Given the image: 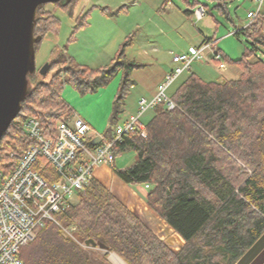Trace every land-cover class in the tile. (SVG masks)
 Segmentation results:
<instances>
[{
	"label": "trees",
	"instance_id": "16d2710c",
	"mask_svg": "<svg viewBox=\"0 0 264 264\" xmlns=\"http://www.w3.org/2000/svg\"><path fill=\"white\" fill-rule=\"evenodd\" d=\"M78 1L52 4V11L45 9L48 4L37 8L33 33L39 40L35 52L48 34L58 33V9L74 19L68 43L73 41L76 29L87 24L90 11L74 17ZM204 1L215 2L213 9L229 18L228 0ZM169 3L163 0L160 10ZM200 4L192 0L193 11L185 13L193 16L196 7L204 8ZM263 29L264 9L260 8L255 18L234 33L250 45L240 59L229 60L238 67V78L207 81L190 67L184 72L188 73L185 79L168 94L175 107H154L153 116L143 125L144 137L134 130L112 147L114 160L128 151L135 153L131 165L114 172L126 185H148L146 203L184 241L179 250H170L107 188L91 178L76 192L77 203H68L55 220L74 226L76 236L103 244L107 252L95 258L89 253L92 249L46 221L35 229L34 240L21 248L22 263L111 264L108 256L113 253L124 264H239L264 238V61L255 59L264 50ZM131 38L127 37L129 40L106 66L91 69L74 64L64 46L41 68L42 73L36 70L28 76L33 85L31 94L0 138V172L12 170L33 143L22 129L26 120H39L44 136L50 137L55 135L57 123L72 117V108L62 98L64 86L85 96L119 76L109 123L102 134L104 139H112L134 86L131 74L143 67L126 57ZM205 42L220 57L218 61L210 57L219 66L226 56L215 48L212 39L205 38L200 44ZM173 55L170 72L176 67ZM38 76H42L40 81Z\"/></svg>",
	"mask_w": 264,
	"mask_h": 264
},
{
	"label": "rangeland",
	"instance_id": "374dc122",
	"mask_svg": "<svg viewBox=\"0 0 264 264\" xmlns=\"http://www.w3.org/2000/svg\"><path fill=\"white\" fill-rule=\"evenodd\" d=\"M83 1L79 0L78 2L84 4V11L90 10L87 24L76 29L73 34V41L70 43H68V39L74 32L72 29L74 19L69 18L60 9L56 10L55 14L60 20V29L56 35L48 34L38 46V50L35 53L36 70L40 71L47 62L57 56L59 50L64 46L66 47L67 55L71 58L74 57V64L91 69L106 66L110 63L120 46L129 40L127 37L132 35L131 42L125 49L126 57L143 65L142 68L134 70L131 74V78L136 85L135 91L131 92L133 97L137 91H141V88L154 84L155 79L159 77L162 70L170 72L174 68L171 63V53L178 54L181 50H187L188 47L198 46L205 38L212 39L215 43V48L226 56L225 59L222 58L220 60L225 65V70H220L218 62H212L209 54L204 55L202 62H194L191 65V69L195 71L199 69L211 74V77H202L206 78L204 80L207 81L215 80L221 76L225 80L238 78L239 69L229 60L240 59L246 50L250 49V45L243 36H236L234 33L249 22L247 18L248 12H256L257 10V4L253 0H228V18L213 9V6L216 5L215 2L199 0L200 5L204 6L206 15L197 21L194 16H189L185 13L186 11H193L190 7L192 0H170L164 11L160 10L163 0ZM123 6H125L124 11H119ZM261 8L264 9V0ZM45 9L52 11V4H48ZM55 37L59 38L58 43L53 42L52 39ZM255 59L264 61V50L258 52ZM187 75L188 73L181 75L168 89L167 94L170 95ZM41 77L38 76V81H40ZM119 80V76H117L105 88L100 90L107 89L106 94L109 95L114 83H119ZM29 85L32 88L31 81H29ZM65 88L80 97L75 102L71 101L73 100L72 97L63 99L65 102H70L71 108H77L82 117H92L95 123L98 124L106 117L105 123H109L112 110L110 111L107 106L106 113H104L107 102L105 104L104 100H102L99 106L94 103V99H96V95L100 93V90L95 94L80 96L71 87L64 86ZM115 89L117 90L118 88ZM77 110L72 111L77 115ZM152 112L153 110L146 111L140 122L146 124ZM122 122L121 117L118 124ZM107 126L100 134H104ZM134 160L135 153L128 151L115 159V165L117 168L126 167L131 165ZM67 200L75 204L78 201V197L75 193ZM165 228L166 231H156L155 235L170 249V247H173L168 243L171 240L170 235L173 239L179 240V238L173 230L171 231L167 226ZM180 245L181 248L184 245V241ZM86 248L92 249L89 253L95 258H100L104 254V251L99 248ZM108 260L111 264H124L113 253L109 254Z\"/></svg>",
	"mask_w": 264,
	"mask_h": 264
},
{
	"label": "built area",
	"instance_id": "2783aa9c",
	"mask_svg": "<svg viewBox=\"0 0 264 264\" xmlns=\"http://www.w3.org/2000/svg\"><path fill=\"white\" fill-rule=\"evenodd\" d=\"M256 12H248L253 19L263 5V0H253ZM202 6L194 9L193 16L199 21L205 16ZM264 32V29H263ZM205 54L214 60L220 57L211 51L210 43L189 47L186 52L174 54L175 69L165 75L150 99H140L133 116L116 124L111 140L100 138L98 145H90L94 138L91 127L82 119L71 117L57 123L55 135L45 137L39 120L28 119L22 124L25 134L33 140L24 154L17 159L15 167L7 174L0 172V264H23L20 250L34 239V231L51 221L78 242L74 226H66L55 220V215L68 203L67 198L83 190L92 171L99 165H113L112 147L124 134L139 130L145 136L140 123L143 114L158 105L168 110L175 107L167 94L171 85L190 70L193 62L202 61ZM218 68L225 69L220 63ZM148 188V185H145Z\"/></svg>",
	"mask_w": 264,
	"mask_h": 264
},
{
	"label": "water",
	"instance_id": "95a60500",
	"mask_svg": "<svg viewBox=\"0 0 264 264\" xmlns=\"http://www.w3.org/2000/svg\"><path fill=\"white\" fill-rule=\"evenodd\" d=\"M70 0H0V138L21 111V104L31 94L28 76L36 71L34 37L38 7ZM43 72V69L40 70ZM100 143L96 137L90 141ZM86 247L107 252L106 246L93 239L83 240Z\"/></svg>",
	"mask_w": 264,
	"mask_h": 264
},
{
	"label": "crops",
	"instance_id": "0c3cea01",
	"mask_svg": "<svg viewBox=\"0 0 264 264\" xmlns=\"http://www.w3.org/2000/svg\"><path fill=\"white\" fill-rule=\"evenodd\" d=\"M82 2L84 1L82 0ZM84 7L85 6L83 3H79L76 7L74 17H77L79 13L84 11ZM52 40L53 42L58 43L59 38L55 37ZM191 72L198 74L201 78L211 77V74H209L208 72L199 70V69L196 71L191 69ZM166 73H168V71L164 72L162 70L161 74H159V77L155 79L154 84L148 87L141 88V91H137L135 95L136 98H134L135 96L133 97L132 93H130L128 100L125 102L124 112L121 116L123 122L126 121L130 116H133L136 113L137 108H138V102L140 99L143 98L146 100H150L155 95L157 87L162 82ZM238 74H239V71H238ZM206 78H202V79H206ZM223 79L224 78L221 76L220 78H217L215 80L213 79V81H221ZM209 81H212V79ZM117 84L119 85V83H114L113 85L114 87L112 91L109 93V95L106 94L107 89L102 90V91L100 90L99 91L100 93H97L96 99H94L95 101L94 103L97 106L100 105L102 100H104L105 104L107 102L104 113H106L107 106L109 107L108 109H110V111L112 110V102L117 92L115 88H118ZM135 87L136 85L134 82V86L132 87L131 92L135 91ZM105 96L106 98L103 99ZM71 97L73 98V100H71L72 102H75L76 100H79L80 98L76 93L72 91H68V89L65 88L62 94V98H71ZM67 103L70 104V102H67ZM75 109L77 110V108H72V110L74 111ZM153 114L154 112H152L151 117L153 116ZM72 116L80 118L83 121H85L91 127L95 137L96 136L102 137V134H100V132H102L103 129L106 127V125H108L107 123H105L106 117L103 120H101L100 124H98V123H95L92 117H87V116L82 117L79 111L77 115L72 111ZM140 123L142 125H145L142 122ZM135 159H136V156H135ZM126 167L121 166L120 168H117V166L115 165V160H114L113 165H99L95 167L92 171L91 178L96 179L100 184H102L105 188H107L130 212H132L135 216H137L138 219L142 221L154 234H156V231H159V230L161 232L166 231V228H165L166 226L172 231V229L147 205L146 199H145L146 194H147V189L145 188V186L126 185L115 174L114 172L115 168L122 170ZM170 237H171V240L168 241V243L173 246V247H170V249L173 251H177L180 248L181 246L180 244L183 242V240L180 238V236H178L179 240L173 239L171 235ZM239 264H264V238L259 240V242L256 243V246L253 247L250 251L246 252V254L240 260Z\"/></svg>",
	"mask_w": 264,
	"mask_h": 264
},
{
	"label": "bare ground",
	"instance_id": "6f19581e",
	"mask_svg": "<svg viewBox=\"0 0 264 264\" xmlns=\"http://www.w3.org/2000/svg\"><path fill=\"white\" fill-rule=\"evenodd\" d=\"M1 173H2V172H1ZM2 174H4V173H2ZM4 175H5V174H4ZM33 240H34V239H33ZM33 240H32V241H33ZM83 244H84V243H83ZM84 245H85V244H84Z\"/></svg>",
	"mask_w": 264,
	"mask_h": 264
}]
</instances>
